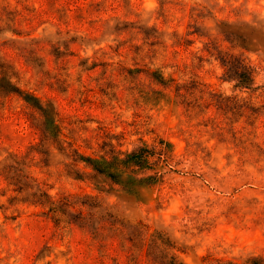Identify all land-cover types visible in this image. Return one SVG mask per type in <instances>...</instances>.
<instances>
[{
	"label": "rangeland",
	"instance_id": "1",
	"mask_svg": "<svg viewBox=\"0 0 264 264\" xmlns=\"http://www.w3.org/2000/svg\"><path fill=\"white\" fill-rule=\"evenodd\" d=\"M0 64L80 152L167 150L135 167L153 178L115 182L1 97L0 159L25 161L56 210L0 179V264H264V0H0Z\"/></svg>",
	"mask_w": 264,
	"mask_h": 264
},
{
	"label": "trees",
	"instance_id": "2",
	"mask_svg": "<svg viewBox=\"0 0 264 264\" xmlns=\"http://www.w3.org/2000/svg\"><path fill=\"white\" fill-rule=\"evenodd\" d=\"M219 59L225 68L224 72L229 78L235 80L236 85L248 86L254 82L256 69L242 58L228 56L220 57ZM12 75L13 73L8 66L0 64V98L16 94L28 105L36 108L41 114V120L35 128L40 130L42 138H48L56 142L60 150H64V142H66L75 154L72 157L73 164L82 163L84 167L90 168L97 174L109 177L115 182L126 184L128 181L139 183L147 177L153 178L152 175H147V177H136L133 175L136 172L135 167L139 168L146 165L151 154H156L158 159L167 158V150L163 147L157 150L135 147L130 151L124 152L122 157L120 154L123 152L113 148H108V151L93 155L80 152L78 147L74 146L75 139L71 137L70 140L61 138V136L68 137L71 135L63 132V129L67 127L52 102L49 99H42L32 90L19 86L12 79ZM157 80L162 81L163 79L157 77ZM167 143L170 144L169 142ZM109 144L112 145L111 143ZM27 166L28 164L25 161H21L16 153H10L7 157L0 159V179L8 187L11 186V190L16 192L28 190L27 193L31 198L20 199L21 201L34 205H48L50 210L55 211V200L51 198L48 190L42 186L44 182L33 177L27 170ZM77 177L81 178L80 175ZM5 191L3 190L1 194H5ZM67 197L68 195H62L60 200L65 202L68 200ZM131 260L132 258H130L128 264H137L136 261ZM164 264H185V262L172 253Z\"/></svg>",
	"mask_w": 264,
	"mask_h": 264
}]
</instances>
